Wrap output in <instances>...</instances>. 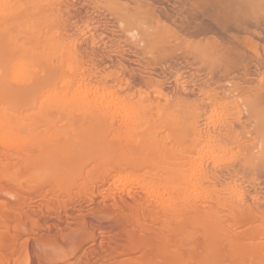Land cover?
<instances>
[{
  "label": "bare ground",
  "instance_id": "1",
  "mask_svg": "<svg viewBox=\"0 0 264 264\" xmlns=\"http://www.w3.org/2000/svg\"><path fill=\"white\" fill-rule=\"evenodd\" d=\"M0 220V264H264V0H0Z\"/></svg>",
  "mask_w": 264,
  "mask_h": 264
},
{
  "label": "rangeland",
  "instance_id": "2",
  "mask_svg": "<svg viewBox=\"0 0 264 264\" xmlns=\"http://www.w3.org/2000/svg\"><path fill=\"white\" fill-rule=\"evenodd\" d=\"M87 171V170H86ZM82 178H84V177H82ZM86 179V178H85ZM82 181H83V179H82ZM93 186V184L92 183H90V187H92ZM77 190H79V188H76ZM75 189V190H76ZM76 190V191H77ZM22 193H25L24 191H22ZM47 196H49V193L47 194ZM29 201V200H28ZM80 203H81V201H80ZM83 205H85V203H84V201H83V203H82ZM0 222H1V220H0ZM67 222H68V219L67 218H65L64 220H63V222H62V225L64 226V230L63 229H61V230H59V231H56L57 229L56 228H51L50 230H46V229H44V230H42V229H39V227L38 228H35V230H34V232H36V238H37V240L36 241H34L35 239L33 238V237H29V239H30V241H29V248H30V256H33V257H35V256H37V253L39 254V255H41V256H44V257H48V254H50L49 253V251H51L52 250V248L54 249V245L52 244H50V242H51V240L53 241V240H55L54 242H61V240L63 239V236H64V232L63 231H65L66 230V227H65V225L67 226L68 224H67ZM4 223V222H3ZM2 223H0V225H1ZM19 230V229H18ZM17 230V231H18ZM21 230H25V228H23L22 229V227H21ZM44 233H43V232ZM20 231H18L17 233L18 234H20L19 233ZM57 232V233H56ZM56 233V234H55ZM33 234H35V233H31L30 235L31 236H33ZM58 234V235H57ZM45 235L46 236H48V237H45ZM29 236V235H28ZM38 236V237H37ZM42 237H45L44 239L42 238ZM20 238H23V237H20ZM52 238V239H51ZM32 239V240H31ZM49 239V240H48ZM50 241V242H48V241ZM23 240H21L20 242H22ZM44 241H46V242H44ZM50 244V247H52V248H50L49 247V244ZM44 243V244H43ZM45 244H47V245H45ZM43 245H45L44 247H43ZM41 250V251H40ZM47 252H48V254H47Z\"/></svg>",
  "mask_w": 264,
  "mask_h": 264
}]
</instances>
